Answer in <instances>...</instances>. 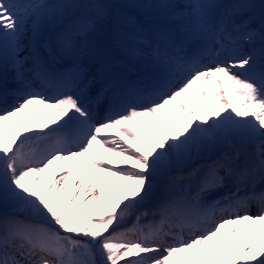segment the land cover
<instances>
[{
    "label": "snow or ice",
    "instance_id": "1",
    "mask_svg": "<svg viewBox=\"0 0 264 264\" xmlns=\"http://www.w3.org/2000/svg\"><path fill=\"white\" fill-rule=\"evenodd\" d=\"M131 7L0 0V264H264V0Z\"/></svg>",
    "mask_w": 264,
    "mask_h": 264
},
{
    "label": "rangeland",
    "instance_id": "2",
    "mask_svg": "<svg viewBox=\"0 0 264 264\" xmlns=\"http://www.w3.org/2000/svg\"><path fill=\"white\" fill-rule=\"evenodd\" d=\"M123 1L125 2V1H128V0H118L117 1V3L119 4V5H122V3H123ZM135 2V0H131V3H129L128 5H127V10H130V6L133 4ZM255 4L257 5V1L255 0ZM124 10V9H123ZM258 12H259V8L258 9H256ZM257 12V13H258Z\"/></svg>",
    "mask_w": 264,
    "mask_h": 264
},
{
    "label": "bare ground",
    "instance_id": "3",
    "mask_svg": "<svg viewBox=\"0 0 264 264\" xmlns=\"http://www.w3.org/2000/svg\"><path fill=\"white\" fill-rule=\"evenodd\" d=\"M259 1V4L261 3V0H258ZM143 12H144V10H141V13H142V15H143Z\"/></svg>",
    "mask_w": 264,
    "mask_h": 264
}]
</instances>
